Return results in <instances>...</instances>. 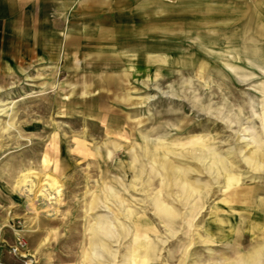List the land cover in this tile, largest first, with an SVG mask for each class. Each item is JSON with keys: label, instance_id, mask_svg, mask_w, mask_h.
<instances>
[{"label": "rangeland", "instance_id": "374dc122", "mask_svg": "<svg viewBox=\"0 0 264 264\" xmlns=\"http://www.w3.org/2000/svg\"><path fill=\"white\" fill-rule=\"evenodd\" d=\"M66 17L60 63L0 74L3 261L264 264V0Z\"/></svg>", "mask_w": 264, "mask_h": 264}, {"label": "crops", "instance_id": "0c3cea01", "mask_svg": "<svg viewBox=\"0 0 264 264\" xmlns=\"http://www.w3.org/2000/svg\"><path fill=\"white\" fill-rule=\"evenodd\" d=\"M77 1L0 0V74L8 73L14 65L34 62L36 57L44 60L46 57L42 56L47 53L49 60L53 57L55 63H60L61 53L66 48L77 47L80 41L75 36L67 40L63 24L67 10L75 7ZM205 16L212 18L209 11ZM103 58L106 62L114 60L112 54ZM223 225L220 221L217 227L225 230Z\"/></svg>", "mask_w": 264, "mask_h": 264}, {"label": "built area", "instance_id": "2783aa9c", "mask_svg": "<svg viewBox=\"0 0 264 264\" xmlns=\"http://www.w3.org/2000/svg\"><path fill=\"white\" fill-rule=\"evenodd\" d=\"M5 240L2 238L1 235V228H0V264H31V261L27 260V254H25L27 250V243L23 241L22 239H18L16 244L13 246H9V253L13 257L18 259V262L15 263H8L3 261V247Z\"/></svg>", "mask_w": 264, "mask_h": 264}, {"label": "bare ground", "instance_id": "6f19581e", "mask_svg": "<svg viewBox=\"0 0 264 264\" xmlns=\"http://www.w3.org/2000/svg\"><path fill=\"white\" fill-rule=\"evenodd\" d=\"M264 203H261V205L259 206V210H260V212L255 216L258 220H260V221H262L260 218L262 217V216H264L263 215V212L262 211H264V205H263ZM250 229L251 230H253V229H255L254 227H250ZM257 230L258 231H260L258 228H257Z\"/></svg>", "mask_w": 264, "mask_h": 264}]
</instances>
